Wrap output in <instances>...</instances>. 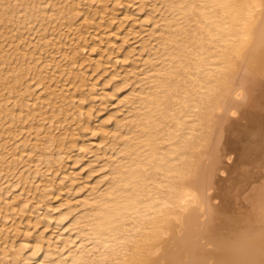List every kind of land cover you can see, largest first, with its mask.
<instances>
[{"label":"rangeland","instance_id":"obj_1","mask_svg":"<svg viewBox=\"0 0 264 264\" xmlns=\"http://www.w3.org/2000/svg\"><path fill=\"white\" fill-rule=\"evenodd\" d=\"M168 1L0 0V264L122 258V239L100 246L91 230L128 194L136 155L149 159L143 125L161 114L149 105L179 67L169 40L187 25L180 0Z\"/></svg>","mask_w":264,"mask_h":264},{"label":"bare ground","instance_id":"obj_2","mask_svg":"<svg viewBox=\"0 0 264 264\" xmlns=\"http://www.w3.org/2000/svg\"><path fill=\"white\" fill-rule=\"evenodd\" d=\"M178 3L187 25L169 40L180 48L179 67L149 105L161 114L143 125L149 159L136 155L121 179L128 194L98 214L93 241L122 239L116 264H264V0ZM70 58L82 61L77 49ZM177 110L189 113L182 136Z\"/></svg>","mask_w":264,"mask_h":264}]
</instances>
